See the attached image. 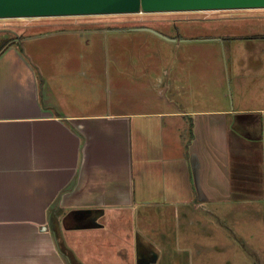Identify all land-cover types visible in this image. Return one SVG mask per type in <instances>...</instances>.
I'll list each match as a JSON object with an SVG mask.
<instances>
[{
	"label": "crops",
	"instance_id": "crops-1",
	"mask_svg": "<svg viewBox=\"0 0 264 264\" xmlns=\"http://www.w3.org/2000/svg\"><path fill=\"white\" fill-rule=\"evenodd\" d=\"M18 44L0 55V264H69L60 244L81 264H195L186 228L234 247L239 223L264 231V81L236 109L103 103L89 63L49 70Z\"/></svg>",
	"mask_w": 264,
	"mask_h": 264
},
{
	"label": "rangeland",
	"instance_id": "rangeland-1",
	"mask_svg": "<svg viewBox=\"0 0 264 264\" xmlns=\"http://www.w3.org/2000/svg\"><path fill=\"white\" fill-rule=\"evenodd\" d=\"M11 37L42 68L89 63L88 97L103 103L137 97L139 108L151 110L161 102L150 99L163 95L186 112L216 103L236 109L254 101L264 81V8L0 18V45ZM245 65L252 79L242 96ZM160 77L161 88H147ZM237 227L248 239L240 247L226 230L218 236L186 228L195 264H264V239L257 237L264 231ZM246 243L260 248L258 254Z\"/></svg>",
	"mask_w": 264,
	"mask_h": 264
},
{
	"label": "water",
	"instance_id": "water-1",
	"mask_svg": "<svg viewBox=\"0 0 264 264\" xmlns=\"http://www.w3.org/2000/svg\"><path fill=\"white\" fill-rule=\"evenodd\" d=\"M264 8V0H0V18Z\"/></svg>",
	"mask_w": 264,
	"mask_h": 264
},
{
	"label": "trees",
	"instance_id": "trees-1",
	"mask_svg": "<svg viewBox=\"0 0 264 264\" xmlns=\"http://www.w3.org/2000/svg\"><path fill=\"white\" fill-rule=\"evenodd\" d=\"M14 42H16V40H12V37L10 39H5L4 42L0 45V55L4 51H6ZM53 222L54 221L51 220L52 226H53ZM52 229L55 230L54 231L55 237H60L57 228L53 226ZM60 251L66 256V258H68L69 264H81L79 259L75 257L73 253L70 250H68L64 244H60Z\"/></svg>",
	"mask_w": 264,
	"mask_h": 264
},
{
	"label": "bare ground",
	"instance_id": "bare-ground-1",
	"mask_svg": "<svg viewBox=\"0 0 264 264\" xmlns=\"http://www.w3.org/2000/svg\"><path fill=\"white\" fill-rule=\"evenodd\" d=\"M141 11V10H140Z\"/></svg>",
	"mask_w": 264,
	"mask_h": 264
}]
</instances>
